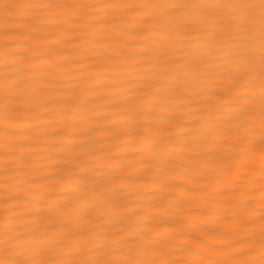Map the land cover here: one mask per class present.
<instances>
[{"label":"bare ground","instance_id":"1","mask_svg":"<svg viewBox=\"0 0 264 264\" xmlns=\"http://www.w3.org/2000/svg\"><path fill=\"white\" fill-rule=\"evenodd\" d=\"M259 2L0 0V264L13 258L259 264ZM165 3L200 7H138ZM234 3L256 5L238 13L255 69V105L234 100L246 84L218 75L196 79L170 62L192 61L218 31L214 18L236 11L205 5ZM165 69L178 78L155 77ZM145 82L148 93L164 99L144 95ZM190 94L191 100L181 99ZM146 136L152 140L147 151ZM81 162L95 171L68 194ZM93 198L99 208L89 207ZM100 209L110 218L102 219ZM85 228L98 244L114 238L120 255L110 247L57 245ZM145 229L152 241L146 246L138 235ZM226 234L246 243L231 244ZM8 236L20 246L19 256L5 253Z\"/></svg>","mask_w":264,"mask_h":264},{"label":"snow or ice","instance_id":"2","mask_svg":"<svg viewBox=\"0 0 264 264\" xmlns=\"http://www.w3.org/2000/svg\"><path fill=\"white\" fill-rule=\"evenodd\" d=\"M9 7V6H5ZM14 7V6H13ZM43 7H55V5H43ZM141 8H175V9H187L189 7H200V5L195 4H177V3H165L159 5L153 4H143L139 5ZM205 7H218V8H231L236 11L231 15L225 16H216L214 19L216 20L215 27L218 31L211 33L213 39L208 41L207 45L199 52L198 55L194 56L192 61L188 60H176L171 59V64L177 66L182 69L185 74L192 75L196 79H210L214 75H218L221 79L236 81L238 83H244L247 87H244L239 90V93L234 97V100L241 104H251L255 105L257 103V97L253 95V89L256 85V81L252 78L251 74L255 71L254 66L250 63L248 54L250 53V49L245 45L248 43L245 39L243 33L246 31L244 28V18L238 13H247L248 10L254 9L256 5L254 3H234V4H222V5H205ZM260 9V39H261V47H260V69L258 72L259 76V108H260V117L262 124H264V0H260L259 2ZM215 49V50H214ZM227 65V67H225ZM156 78H170L177 79V74L171 70L165 69L164 71L157 72L155 74ZM150 85L145 82L144 83V95H150L155 97L157 100H163L164 97L158 95L155 91L148 93L146 89ZM216 85L207 84L203 85V87H215ZM156 88L162 87V85H155ZM186 91L191 92V89H187ZM233 89H229V93H231ZM243 93V94H240ZM207 95H215V93L209 92ZM184 101H189L192 99V95H187L181 97ZM222 99H224L222 97ZM156 106V105H154ZM251 111V109H249ZM175 127V125H173ZM171 130V129H169ZM145 144V151L148 150V147L152 144V140L150 137L146 136L143 138ZM87 170L88 174L85 173ZM69 173H73L75 169H69ZM80 171L82 174L75 177V182L70 183L68 185V194H70L79 183H84L89 180V174L95 171L90 165L87 163L81 162ZM63 179V178H61ZM264 186V185H262ZM101 187L111 189V184H102ZM114 191V190H113ZM97 197L100 200H104V197L101 193L97 192ZM77 199H81L77 197ZM89 207L99 208V205L96 202V199H89L87 201ZM109 205L113 203V201H106ZM101 212L104 213L102 219H109L110 217L107 214V211L104 209H100ZM70 219V218H69ZM66 223L68 220L65 221ZM95 223V220H93ZM261 247L264 248V214H262V228H261ZM88 231L85 228L79 232V236L75 233L64 235L63 238L59 241H56L57 245L60 247H73L85 249L86 246L90 245L92 247H110L113 255L119 256L120 252L115 245L117 241L112 237H107L108 245L103 244V240L105 238L101 237L99 240L101 243H97L95 239H88ZM142 239L141 243L143 245H148L152 243V241L147 236V229L145 231L138 234ZM14 237L8 236L3 241L4 243V251L6 254H10L13 257L20 255V246L13 243ZM21 239L31 240L27 237H23ZM225 239L231 244L238 243H246V241L240 240L237 241L231 234H226ZM206 243V242H202ZM50 246V245H48ZM262 259L259 261V264H264V252L261 253ZM2 264H60L57 261H38L35 259H9L2 262ZM78 264H100V262H95L92 260H81ZM103 264H141L139 261L134 260H109L103 262ZM174 264H178V262H174ZM249 264H256L254 261H250Z\"/></svg>","mask_w":264,"mask_h":264}]
</instances>
